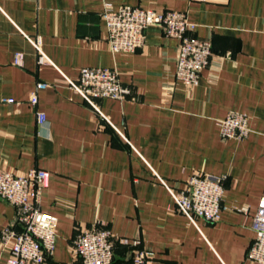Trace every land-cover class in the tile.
<instances>
[{
  "label": "crops",
  "instance_id": "obj_1",
  "mask_svg": "<svg viewBox=\"0 0 264 264\" xmlns=\"http://www.w3.org/2000/svg\"><path fill=\"white\" fill-rule=\"evenodd\" d=\"M105 3L186 13L213 48L199 84L176 78L179 41L158 24L136 52L114 53ZM87 66L116 69L131 95L99 98L97 111L67 81ZM38 82L48 87L34 107ZM231 111L248 116L247 138H222L219 121ZM32 168L50 172L41 206L59 219L46 264H82L73 243L90 228L111 230L115 264H132L136 249L154 252L147 264H258L247 254L264 198V0H0V171ZM196 173L223 180L215 223L190 220L168 189ZM10 225L21 230L0 197V264Z\"/></svg>",
  "mask_w": 264,
  "mask_h": 264
},
{
  "label": "built area",
  "instance_id": "obj_2",
  "mask_svg": "<svg viewBox=\"0 0 264 264\" xmlns=\"http://www.w3.org/2000/svg\"><path fill=\"white\" fill-rule=\"evenodd\" d=\"M102 17L108 28L110 49L114 53L136 52L145 44L148 27L160 25L166 36L179 41L176 78L190 88L199 84L202 71L212 58L213 48L209 39L195 34L196 24L188 19L186 13L176 10L156 11L130 5L114 7L105 3ZM32 42L39 54V62H50L42 50L41 40L38 38ZM18 56L17 63H21V54ZM67 81L97 111V99L122 101L132 93L131 87L121 81L119 72L108 67H83L78 80L67 77ZM47 87L48 83L38 82L29 99L32 106L38 104L37 91ZM7 101L15 100L9 98ZM36 114L40 123L46 121L45 113L36 111ZM219 125L224 139H245L251 132L248 116L241 112H229L219 121ZM49 179L50 172L43 168H32L21 175L0 171V197L15 206L16 221L21 226V230L10 225L1 231L3 243L10 247V255L5 264H46L47 257L54 253L59 219L43 211L41 206ZM168 189L179 211L193 222L197 217L210 223L220 220L221 211L225 208L222 178L196 173L189 177L185 187ZM252 228L255 239L247 256L251 261L264 264V198L258 204ZM122 241L128 244L126 239ZM133 243L138 245L139 242ZM73 246L82 264H115V238L108 228L83 230L74 239ZM153 257V251L136 249L132 253V264H147Z\"/></svg>",
  "mask_w": 264,
  "mask_h": 264
}]
</instances>
